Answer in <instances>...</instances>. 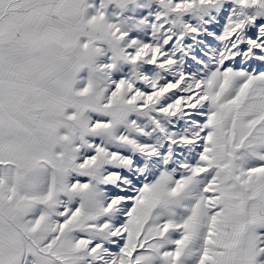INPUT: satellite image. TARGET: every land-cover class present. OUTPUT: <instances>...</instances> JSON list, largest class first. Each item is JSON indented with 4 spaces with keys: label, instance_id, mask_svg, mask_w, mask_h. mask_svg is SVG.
<instances>
[{
    "label": "snow or ice",
    "instance_id": "6c2138e0",
    "mask_svg": "<svg viewBox=\"0 0 264 264\" xmlns=\"http://www.w3.org/2000/svg\"><path fill=\"white\" fill-rule=\"evenodd\" d=\"M0 264H264V0H0Z\"/></svg>",
    "mask_w": 264,
    "mask_h": 264
}]
</instances>
